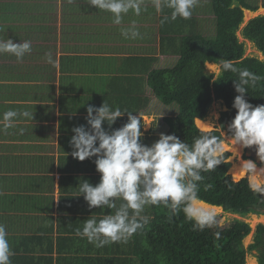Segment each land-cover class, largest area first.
Listing matches in <instances>:
<instances>
[{"label": "crops", "instance_id": "crops-1", "mask_svg": "<svg viewBox=\"0 0 264 264\" xmlns=\"http://www.w3.org/2000/svg\"><path fill=\"white\" fill-rule=\"evenodd\" d=\"M249 1L259 9L244 17L264 16ZM190 3L24 0L23 14L0 0V264H129L134 230L104 218L142 214L144 179L173 168L154 171L172 155L154 154L170 106L149 75L177 63L182 19L214 34V15Z\"/></svg>", "mask_w": 264, "mask_h": 264}, {"label": "trees", "instance_id": "trees-1", "mask_svg": "<svg viewBox=\"0 0 264 264\" xmlns=\"http://www.w3.org/2000/svg\"><path fill=\"white\" fill-rule=\"evenodd\" d=\"M6 1L15 10L27 12L21 4L24 0ZM190 6L194 14L200 8L210 10L214 34L205 36L195 19H182L190 32L181 38L177 63L149 75L157 99L179 108L176 116L164 119L168 130L156 142L154 154L166 156L177 149L185 170L168 168L146 177L147 209L138 216L114 211L112 221L105 217L104 223L108 221L116 230L124 225L134 230L123 253L124 263L246 264L247 254L257 251L259 264H264V225L257 227L254 243L246 250L243 241L251 232L249 224L235 220L222 227L218 215L197 219L188 211L192 201L198 200L242 218L264 216V187L252 189L247 179L235 182L244 174L229 171V153L214 155L224 139L218 130L205 132L210 126L204 121L213 103L221 101L227 108L222 120L228 137L237 139L264 130V61L245 57V43L238 36L244 10L256 12L259 7L249 0H191ZM3 22L0 30L5 28ZM15 33L4 32L2 38L18 40ZM242 36L264 55V16L252 19ZM5 49L0 50V57L8 61L10 49ZM207 64H222L219 74L208 73Z\"/></svg>", "mask_w": 264, "mask_h": 264}, {"label": "rangeland", "instance_id": "rangeland-1", "mask_svg": "<svg viewBox=\"0 0 264 264\" xmlns=\"http://www.w3.org/2000/svg\"><path fill=\"white\" fill-rule=\"evenodd\" d=\"M261 14H264V12L260 13L259 15H261ZM253 18H255V16L254 17H248L245 14L244 23L241 25V27L238 31V36H239L240 41L245 43V47H246L245 57H255V58L259 59L260 61H264V55L257 49V47L252 42L244 39L242 36V30H243L245 24L249 20H252ZM213 65L214 66H210V64H207L206 70L208 73L218 75L220 70H221L222 64H213ZM178 110H179V108L177 105H172V106L168 107V110H167L168 112L167 111L161 112L160 122H162L161 119H163V117L176 116L178 113ZM225 111H227V108L223 105V103L221 101H216L213 103V105L210 109L209 115L204 120L210 126V128H208V130L205 132L214 131V130H218L221 132L223 139H224L223 143H225L227 149L224 150V152H221L219 155H215V154L214 155L215 156H221L225 153H229L230 157H229L227 162L231 166L230 169L233 167L232 170L229 169V171L237 173V175L238 174H240V175L244 174L243 176H241V178H239V180H241V179L246 177L247 167L252 166V165L250 163L243 164L241 162L242 161L241 155L243 153L242 150H239V152L235 153L236 150H234V148H232L231 143L226 139V138H228V136H227L226 130L224 128L225 127L224 122L222 120V113ZM143 137L145 138L146 136H143ZM171 153H172V155L170 154L171 157H169V159H166V160H163V161L157 163L156 169H154L155 173L160 172L161 170L165 169L167 166L184 170L186 165L184 164L183 157L180 155L179 151L177 149H175ZM170 155L168 154V156H170ZM238 169H239V172H237ZM229 171H228V173L231 176H233V174H231ZM260 175H261V179H260V181L258 180L259 183L258 182L255 183L254 179L259 177ZM250 183H251L252 189L259 188L261 186V184L264 183V167L261 170H257L255 167L253 168V174L250 178ZM191 205H192V203H191ZM216 215L220 216V225L222 227H228L235 220H242V221H244L250 225L251 232L243 241V246L246 250H248L249 246H251L254 243L257 225H260V224L264 225V217H260V216L249 215L246 218H242L238 215H234V214L224 212L223 209H221V211H219L215 214L209 215V216H216ZM258 257H259V253L257 251L249 252L247 254L246 264H259Z\"/></svg>", "mask_w": 264, "mask_h": 264}, {"label": "bare ground", "instance_id": "bare-ground-1", "mask_svg": "<svg viewBox=\"0 0 264 264\" xmlns=\"http://www.w3.org/2000/svg\"><path fill=\"white\" fill-rule=\"evenodd\" d=\"M210 66H214V65L210 64ZM226 139L231 143L232 148H234V150H236V152L234 151L235 153L239 152V150H242L243 146L248 141V139H246V138L232 139V138L228 137ZM226 149H227V147H226L225 143L222 142L221 144H219L216 147L214 154L219 155L221 152H224V150H226ZM243 164H246V163H243ZM232 168H231V170H232ZM237 172H239V169L237 170ZM221 209L222 208H220V207L209 206V205L204 204L202 202H199L197 200H193L192 205L189 208V211L192 214V216H194L196 218H201V217H204L207 215L215 214V213L221 211Z\"/></svg>", "mask_w": 264, "mask_h": 264}, {"label": "flooded vegetation", "instance_id": "flooded-vegetation-1", "mask_svg": "<svg viewBox=\"0 0 264 264\" xmlns=\"http://www.w3.org/2000/svg\"><path fill=\"white\" fill-rule=\"evenodd\" d=\"M258 134H260V136L261 137H264V130L263 131H261V132H259V133H257V134H253V135H249V136H244V137H241V138H246V139H248V141L246 142V144H245V146L242 148V155H241V162H243V163H250L252 166H249V167H247V169H246V177L245 178H243V179H247L248 180V182H249V185L251 186V183H250V178H251V176H252V174H253V168L255 167L257 170H261L263 167H264V150H262V151H259V152H257L256 154H257V156H260L261 157V161L260 162H258L254 157H252V156H249L247 153H248V146L251 144V143H253L254 142V138H253V136H255V135H258ZM252 138V139H251ZM237 139H240V138H237ZM243 179H241V180H243ZM260 179H261V175L259 176V177H257L256 178V180H257V182L259 183V181H260ZM240 180V181H241ZM259 180V181H258ZM262 187H264V183H262L261 184V186L259 187V188H262ZM259 188H256V189H259ZM260 217H264V216H260ZM261 225V224H260ZM259 225H257V227H258ZM257 227H256V229H257ZM256 233V232H255Z\"/></svg>", "mask_w": 264, "mask_h": 264}, {"label": "water", "instance_id": "water-1", "mask_svg": "<svg viewBox=\"0 0 264 264\" xmlns=\"http://www.w3.org/2000/svg\"><path fill=\"white\" fill-rule=\"evenodd\" d=\"M253 138H254V142L253 143H251L249 146H248V155L249 156H252V157H254L258 162H260L261 161V157L260 156H257V152H259V151H262V150H264V137H261L260 136V134H258V135H255V136H253ZM232 139H235V138H232ZM232 178H233V176H232ZM234 180V179H233ZM235 181V180H234ZM240 181V180H239ZM239 181H235V182H239ZM198 201V200H197ZM199 202H201V201H199ZM203 203V202H202ZM204 204H206V203H204ZM208 205V204H207ZM188 211H189V209H188ZM189 213H190V211H189ZM191 214V213H190ZM192 215V214H191ZM207 216H209V215H207ZM194 217V216H193ZM204 217H206V216H204ZM196 218V217H195ZM201 218H203V217H201ZM201 218H197V219H201Z\"/></svg>", "mask_w": 264, "mask_h": 264}]
</instances>
